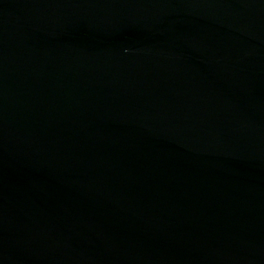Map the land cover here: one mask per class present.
<instances>
[{"label":"water","instance_id":"1","mask_svg":"<svg viewBox=\"0 0 264 264\" xmlns=\"http://www.w3.org/2000/svg\"><path fill=\"white\" fill-rule=\"evenodd\" d=\"M0 264H264V0H0Z\"/></svg>","mask_w":264,"mask_h":264}]
</instances>
